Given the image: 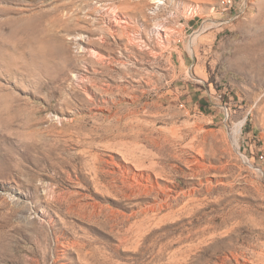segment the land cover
<instances>
[{
  "label": "rangeland",
  "instance_id": "374dc122",
  "mask_svg": "<svg viewBox=\"0 0 264 264\" xmlns=\"http://www.w3.org/2000/svg\"><path fill=\"white\" fill-rule=\"evenodd\" d=\"M0 264H264V0H0Z\"/></svg>",
  "mask_w": 264,
  "mask_h": 264
},
{
  "label": "built area",
  "instance_id": "2783aa9c",
  "mask_svg": "<svg viewBox=\"0 0 264 264\" xmlns=\"http://www.w3.org/2000/svg\"><path fill=\"white\" fill-rule=\"evenodd\" d=\"M221 4L224 5V9H227L232 5V0H221Z\"/></svg>",
  "mask_w": 264,
  "mask_h": 264
},
{
  "label": "bare ground",
  "instance_id": "6f19581e",
  "mask_svg": "<svg viewBox=\"0 0 264 264\" xmlns=\"http://www.w3.org/2000/svg\"><path fill=\"white\" fill-rule=\"evenodd\" d=\"M159 3V2H158ZM120 154V153H119ZM128 154V153H127ZM127 162V161H126ZM147 164V163H146ZM138 166V165H137ZM133 179V178H132ZM134 181H136V180H134ZM136 182H138V181H136ZM137 185H139V184H137ZM130 186V185H129ZM136 186V185H135ZM151 189V188H150ZM128 191V190H127ZM159 204V203H158ZM141 209V208H140Z\"/></svg>",
  "mask_w": 264,
  "mask_h": 264
}]
</instances>
